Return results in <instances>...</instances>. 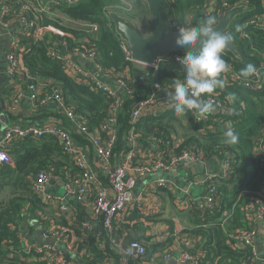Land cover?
Returning <instances> with one entry per match:
<instances>
[{"label":"trees","instance_id":"trees-1","mask_svg":"<svg viewBox=\"0 0 264 264\" xmlns=\"http://www.w3.org/2000/svg\"><path fill=\"white\" fill-rule=\"evenodd\" d=\"M27 1L31 4L30 10L23 8L24 0H6L5 4L11 10L2 20L14 25L25 15L36 18V26L52 25L70 32L74 38H66L68 49L79 46L83 50H94L96 63L101 66L102 72L109 75L113 82L124 79L133 87V94L120 97L122 102L115 114L116 122L111 125L115 136V158H121L133 148L128 142V138L133 135L139 144L153 146L148 159L139 154L142 162L157 156L170 162L184 150L193 149L207 162L217 160L228 165L227 175H223L224 169L210 177L206 173L203 175V193L212 189L213 203H192L188 207L192 227L183 232L191 234L194 242L187 252L199 257L201 264H256L253 246L245 245L237 237L254 229L257 215L264 212V164L259 150L260 145L264 144V86L259 90H250L238 84L231 74L234 72L240 75L241 69L253 64L264 78V0H246L248 8L229 28L227 33L233 37L231 42L237 47L238 56L227 51L222 53L228 64V70L222 73L225 86L217 88L212 94L201 96L204 101L210 96L219 99L227 111L208 114L209 120L202 122L197 121L190 110L178 117L174 108L143 112L136 121H132L134 107L149 96L155 83L165 90H171L174 79L183 81L185 76L180 63L165 61L160 63L157 72L152 68L147 70L148 83L133 85V77L129 73L136 63L128 59L122 49L108 11L121 13L139 27L136 20L138 17L143 18L139 20L141 23L145 22L143 0H128L131 8L139 12L138 15L116 7L119 0H76L74 4L60 2L54 8L60 16L97 25V32L73 26L59 17L40 12L36 14L35 8L45 5L48 0ZM169 1L170 18L173 27L178 30L189 21L193 26L199 25L209 15H214L218 22L224 12L233 8L238 0H230L229 8L221 5L222 0H215L217 7H209L211 0ZM250 20L252 22L247 23ZM35 28L20 26V32H17L19 40L14 48L27 71V74H22L21 81L24 85L26 82L27 86L41 84L44 92L55 89L60 91L65 104L75 114L82 116L83 125L87 128V132L74 128L71 121L62 114L67 125L70 124L68 129L74 144L83 149L88 159L89 156L92 158L96 151L89 134L94 133L101 141L111 138L112 133L106 131L104 125L109 124L116 97L98 90L94 84L74 79L65 65L50 54L51 49L58 52L63 50L60 45L65 38L50 32L37 38ZM176 54L184 56L181 53L172 55ZM222 119L231 121L229 128L239 137L236 144L224 142V132L228 128H222ZM212 122H218L217 131L211 128ZM177 126L185 129L180 139L177 138ZM9 154L12 162L4 163L0 168V264H50L46 257L37 259L34 257L36 254H29L23 249V232L33 231L34 225L31 222L37 219L38 213L46 216L52 214L58 225L67 227L68 223L61 224L62 221L55 217L52 205L35 192L33 182L40 172L48 176L59 173L74 179L81 171L72 154L64 151L62 141L50 134L40 138H19L10 145ZM172 199L175 201V197L172 196ZM134 212L136 216L143 215L139 209ZM82 224L79 221L71 229L67 227L69 231L63 237L68 236V240H72L84 264H108L111 260L119 264V249L112 246L102 226L95 228L92 225V228L86 229ZM45 228V231L59 229L46 225ZM70 231L75 239L70 236ZM119 233L115 224L113 236L121 241ZM172 237L173 234L165 241L145 244V252L136 258L130 257L127 264H146L151 253L171 247ZM140 241L136 237L130 243Z\"/></svg>","mask_w":264,"mask_h":264},{"label":"built area","instance_id":"built-area-1","mask_svg":"<svg viewBox=\"0 0 264 264\" xmlns=\"http://www.w3.org/2000/svg\"><path fill=\"white\" fill-rule=\"evenodd\" d=\"M5 1L6 0H4L2 4H0V25L3 26L9 32L10 23L2 20V17L11 10V8L5 4ZM75 1L76 0H48L45 5L42 6L40 5L38 8H35V13L37 14L38 12H40L47 14L48 16L59 17L63 21L68 22L73 26L80 28H88L92 32H97L98 30L97 25H94L92 23L80 22L73 20L71 18L60 16L54 11V8L58 7L60 5V2L74 4ZM230 2H231L230 0H222L221 5L224 8H229ZM246 3H247L246 0H238L236 1L234 7L239 5H246ZM217 6L218 4L216 3L215 0L210 1L209 7H217ZM23 8L25 10H30L31 4H29L27 0H24ZM251 22L252 20L248 21L247 23L250 24ZM19 23L21 26H23L26 29L30 27L33 28L36 27L35 32L37 38H41V36L49 32L64 37L65 40L61 42L60 46L67 53L63 51L58 52L56 50L51 49L50 54L65 65V68H67L71 72V75L73 76L74 79H77L78 81L85 84H94L98 90H101L102 92H106L116 97V102L112 109V116L108 120L109 124L104 125L105 130L112 133L111 138L107 141H101L97 137L93 138L96 154L98 155L100 162L105 165L104 167L107 171V181H108V185L106 187H103L101 190H99L98 195L95 198L94 206H93V214L95 216V219L100 221V225L102 226L103 231L110 237V242L112 246L115 249H120L122 247V242L113 236L114 225L116 224L118 217L124 214H128L136 209L141 210L145 205L144 196L141 195L136 197L132 193L134 185L136 184V179L140 177H145L153 173L170 172L175 167L185 162L201 166V168H205L207 161L206 159H204L202 155L197 154L195 150L186 149L177 157L172 159L170 162L163 161L161 156H157L153 160H147L145 162H142L141 158H139L138 151L133 147L124 156H121V158L118 159L119 162L115 164L114 163L115 157L113 154L115 136L111 125L116 122L115 114L122 102L118 94V88L115 89L111 87L109 84L105 83L103 80L98 78V76H95L94 74L86 70L85 67L80 65L73 58L77 56L83 60L96 63L95 51L83 50L79 46H75L71 49H68V43L66 38H74L70 32H65L52 25H47L43 27L36 26V18H29L25 15H22L20 17ZM17 42H18L17 40L13 39L12 45L10 46V52L7 55L6 71L8 72V74L12 76L19 74L21 75L27 74V71H25L22 62L20 61V58L17 55L16 49L14 48ZM121 47L124 50L125 54L127 55V58L130 59L129 49L127 48L126 44L123 41H121ZM180 57L183 56L176 54V55H171L170 57L161 58L157 61V63L154 66H148L136 62L135 63L139 64L144 68H152L154 72H157L159 70V65L161 62L169 61V62L179 63L178 58ZM96 66L100 71L102 70L99 64L96 63ZM231 76L238 82V84H241L242 86L249 88L250 90H259L262 89L264 86V78H262L259 69H257L255 75L246 78L245 80H242L238 73L233 72ZM115 82L117 84V87H119L121 91L124 92V94L131 95L134 93V89L129 84L128 80L117 79V81ZM163 92H167V91L160 84L155 83L154 86L152 87V91L149 94V96L140 100L137 103L136 107H134L132 112V121L133 122L136 121L143 112H149V113L156 112L155 109L161 106L163 103L166 104L167 107L166 109H172L173 101L171 97L162 96ZM24 95L28 96L33 101H40L42 103L55 102L58 112L64 114L71 121V124L74 128H77L82 132H87V128L83 125L82 116L75 114L73 109L65 104L63 96L61 95L58 89H55L51 92H45L44 94H42L39 85L30 84L28 85V88L26 90H21L19 92V95L16 96V98L14 99L15 103L10 106L12 110H15L16 106L14 105ZM159 95L161 97H165V99L161 100L159 98ZM201 101L202 103L214 105L215 110L217 112H222V110H224L225 113V111H227L222 101H220L215 97L210 96L206 99V101H204L203 98H201ZM190 111L194 115L195 119L199 122L209 120L208 114L201 116L200 113L195 109ZM219 119L220 118L216 120ZM0 121H1V116H0ZM216 124H218V122L211 123V128L215 131H217L219 128V125ZM221 124L223 129H227L229 128L231 121L222 119ZM47 134L59 138L63 143L64 151L69 154H72L74 160L76 161L77 167L78 169H80L81 174L74 179L70 178L69 182L65 186V189L66 192L69 195L73 196L77 202L84 203L88 196V186L92 181H96V177L89 164V159L87 157V154L83 151L82 148L75 146L70 131L61 124L39 123V124H28V125H19V124L7 125L3 130L2 136L0 137V168L4 163L12 162L11 156L9 154V148L10 145L15 140L19 138H24L26 136H33L40 138ZM128 142L131 144V146L137 143L133 135L128 138ZM259 150L263 155V164H264V144L260 145ZM227 168L228 165L225 166V169L223 170V175H227L226 174ZM209 173H206L207 177L214 175V173L211 172ZM50 182H51V176H48L44 172H40L35 177L33 182V189L35 190V192L40 194L43 200H46V202L49 204L55 201L54 196L48 190V186ZM196 183L198 184L197 181L191 180L188 182V185L192 186L195 185ZM168 185L169 182L166 181L165 179H162L155 183V188H163V187H167ZM212 194H213L212 189H210L207 193H205L202 199V202L205 205L208 204L210 205L213 203ZM60 209L65 210V207L61 206ZM82 227L89 229L92 228V224L84 222L82 224ZM68 231L69 229L64 226L60 227L59 229L48 230V231L44 230L41 234L43 238L42 243L32 244V245L24 244L23 249L29 254L32 253L36 254L37 256L34 257H36L37 259L46 257L50 264H71L68 255L61 248H58L54 243H50L49 241L50 239H53L55 241L63 239L64 233H67ZM256 236H257V231L255 229H252L247 233L239 235L237 239L243 242L245 245L253 246L254 255L257 258L258 253L256 250V246L254 244V239ZM70 246L73 250H75L74 243L71 242ZM129 246L130 249L133 248L137 249V256L145 252L144 246L139 242H132L130 243ZM263 255H264V248H263ZM184 262H191L192 264H201L200 258L193 254H190L189 252H184L181 255V263L183 264Z\"/></svg>","mask_w":264,"mask_h":264},{"label":"crops","instance_id":"crops-1","mask_svg":"<svg viewBox=\"0 0 264 264\" xmlns=\"http://www.w3.org/2000/svg\"><path fill=\"white\" fill-rule=\"evenodd\" d=\"M20 26L19 21L15 22L14 25L10 22V31L8 32L0 25V108L3 109L0 112V137L5 127L12 124L58 123L64 127L66 126L68 129L70 124L67 125L64 115L58 112L55 102L42 103L40 101H33L28 96L24 95L14 105L16 106L15 110H12L10 107L15 103L14 99L19 95V92L21 90H26L28 87L26 82L24 85L21 81L23 77L21 74L12 76L6 71L7 55L10 52L13 39L19 40L18 33L20 32ZM61 51L67 53L65 50ZM73 58L80 65L85 67L86 70L98 76V78L105 83L115 89L118 88L119 97H122L124 92L117 87L116 82H113L109 75L97 68L95 62L83 60L77 56ZM148 69L149 68H144L139 64L134 66L129 73L133 77L131 80L134 86L146 83V79L144 78L147 76L146 72ZM136 76H139V78L136 79ZM142 80L145 82H142ZM38 85L41 93L44 94L43 87L41 84ZM162 96L170 97L168 92H163ZM165 97L159 95L161 100H164ZM166 108V104L163 103L161 106L157 107L155 111L164 110ZM184 130L183 127L180 128L177 126L178 139L183 136ZM91 134H93V136ZM89 136L91 139L97 137L94 133H90ZM137 143L132 147H134L144 159H148L153 150V146L141 144L142 147H136ZM87 147L88 146H86V148ZM87 151H89L88 148ZM118 159L120 158H114L115 164L119 162ZM89 164L96 177V181H92L89 184L88 196L84 203L77 202L73 196L66 192L65 186L69 182L67 175H65V177L64 175L56 173L55 176H51V182L48 186V190L54 196L55 200L51 203L55 211V217H57L59 221H62L61 224L67 222V227L70 229L74 223L78 224L79 221H82V223H90L95 228L101 226L100 221L95 219L93 206L99 190L108 185L107 171L104 167L105 165L100 162L97 154L92 158L89 156ZM225 166L224 162L217 160L207 162L205 168L185 162L165 174L158 172L137 178L132 193L136 197L141 195L144 196L145 205L140 210V213L143 215L136 216V212L133 210L128 214L118 217L116 224L117 228L120 230L119 234L122 242V247L117 254L118 263L127 264L130 257H137V254H133L129 246L132 239L138 237L141 239L140 243L146 246L153 245L158 241H165L168 239L169 235L173 234L174 237H172L171 247L151 253L146 264H182L181 255L187 252L194 242V238L191 234L183 232L184 229H190L192 227L188 207L192 203H202V199L205 195L202 187L204 173H216L225 169ZM197 167L200 168L198 169ZM162 179L168 181L169 185L165 189L159 190L155 188V183ZM191 180L197 181L198 184L196 183L195 185L189 186L188 182ZM172 196L175 197V201H173ZM44 201L46 202V200ZM61 206H64L65 210L60 209ZM49 215L50 216L37 214V219L31 222V224L34 225L33 231L23 232L24 244L32 245L42 243L43 238L41 234L44 229H46L45 225L50 226V228L54 226L55 228H60L63 226L56 224L54 216L52 214ZM26 219H28V217H26ZM254 223V229L257 231V236L254 239V244L258 253L256 264H264V212L257 215ZM70 233L72 239H75L73 232L70 231ZM49 241L50 243H54L58 248H61L71 261H73V264H84L85 261L82 257L77 254L76 250L71 248L70 244L72 240H68V236L58 241L53 239ZM115 263V260H111L108 264ZM183 264L192 263L184 262Z\"/></svg>","mask_w":264,"mask_h":264},{"label":"clouds","instance_id":"clouds-1","mask_svg":"<svg viewBox=\"0 0 264 264\" xmlns=\"http://www.w3.org/2000/svg\"><path fill=\"white\" fill-rule=\"evenodd\" d=\"M233 37L218 30L214 15L207 16L203 23L178 28L175 43L186 49V54L178 58L185 76L184 80L174 79V87L166 90L173 101L175 114L183 116L188 110H197L201 116L215 110L212 104L202 103V94H212L217 88H224L222 73L228 70V64L222 53L229 46ZM257 68L248 64L240 70V76L249 78L255 75ZM225 143L232 145L238 142V135L228 128L224 132Z\"/></svg>","mask_w":264,"mask_h":264},{"label":"water","instance_id":"water-1","mask_svg":"<svg viewBox=\"0 0 264 264\" xmlns=\"http://www.w3.org/2000/svg\"><path fill=\"white\" fill-rule=\"evenodd\" d=\"M4 0H0V4ZM148 9L149 20V34L145 35L138 27V25L121 13L109 10L108 16L113 22L114 31L117 36L123 41L130 52V59L133 62L154 66L161 58L170 57L173 53L186 54V49L176 45L175 40L178 30L173 27L170 18L171 3L169 0H143ZM248 8L247 5H239L226 10L217 22L218 30L228 32L232 23L237 20L242 12ZM231 52L235 57L238 56L237 47L231 42L224 50ZM139 76H136V79ZM146 83H148V75L145 76ZM142 80V82H145ZM3 109L0 108V112ZM224 113V110H222ZM217 113L216 110L209 114ZM1 122V121H0ZM93 136V134H91ZM136 147H142L137 143ZM198 166V165H196ZM198 169L200 167H197ZM165 174L164 172H162ZM133 254H137V249H131Z\"/></svg>","mask_w":264,"mask_h":264},{"label":"rangeland","instance_id":"rangeland-1","mask_svg":"<svg viewBox=\"0 0 264 264\" xmlns=\"http://www.w3.org/2000/svg\"><path fill=\"white\" fill-rule=\"evenodd\" d=\"M120 2H118L116 4V7H120V9H122L123 11L127 12L128 10L131 11L132 13H136L137 15L139 14L138 11H136L135 8H131V5L128 3V0H119ZM144 16H145V22L143 24V22L141 23V21H139L140 19H143L140 17H138L136 20H137V23H139V27L140 29L142 30V32L145 34V35H148L149 34V20H148V9H147V6L146 4L144 3ZM136 15V16H137Z\"/></svg>","mask_w":264,"mask_h":264}]
</instances>
